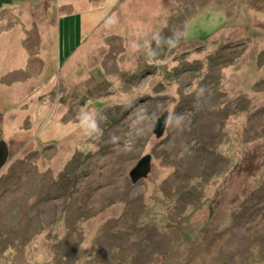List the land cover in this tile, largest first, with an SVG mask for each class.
<instances>
[{
    "label": "rangeland",
    "instance_id": "374dc122",
    "mask_svg": "<svg viewBox=\"0 0 264 264\" xmlns=\"http://www.w3.org/2000/svg\"><path fill=\"white\" fill-rule=\"evenodd\" d=\"M35 1L0 0V264H264V0Z\"/></svg>",
    "mask_w": 264,
    "mask_h": 264
},
{
    "label": "water",
    "instance_id": "95a60500",
    "mask_svg": "<svg viewBox=\"0 0 264 264\" xmlns=\"http://www.w3.org/2000/svg\"><path fill=\"white\" fill-rule=\"evenodd\" d=\"M168 120V112L165 111L158 119L154 126V133L161 137L165 131ZM9 156V147L4 140H0V170L4 167ZM151 155L147 154L137 161L135 166L130 170L129 175L132 182L136 183L145 179L151 170Z\"/></svg>",
    "mask_w": 264,
    "mask_h": 264
},
{
    "label": "crops",
    "instance_id": "0c3cea01",
    "mask_svg": "<svg viewBox=\"0 0 264 264\" xmlns=\"http://www.w3.org/2000/svg\"><path fill=\"white\" fill-rule=\"evenodd\" d=\"M123 1V0H122ZM126 1H128V0H124V2H123V4L126 2ZM121 2V1H120ZM35 3L37 4V5H39V4H42V5H44L45 3H46V1L45 0H36L35 1ZM4 7V6H3ZM0 10H2V8H0ZM99 23V22H98ZM54 25V24H53ZM127 26H129V27H132L130 24H127ZM95 28V27H94ZM53 29V28H52ZM54 34V33H53ZM92 34H94L93 32H91L90 33V35H89V37L88 38H86V40H85V43H86V46H85V48L87 47V45H88V43H89V41L91 40V38L93 37V36H91ZM52 38H53V35H52ZM96 38V40H98V37L96 36V35H94V37H93V39H92V42L94 41V39ZM102 40V39H101ZM52 42H53V40H52ZM84 54H86V53H84L83 52V55H82V57H84ZM79 60V62L81 61V58H78ZM77 61V62H78ZM77 62H74V63H76L77 64ZM79 64V63H78ZM75 67L76 66H78V65H74ZM75 69V68H74ZM20 76H22L21 74H19Z\"/></svg>",
    "mask_w": 264,
    "mask_h": 264
},
{
    "label": "clouds",
    "instance_id": "9594fccd",
    "mask_svg": "<svg viewBox=\"0 0 264 264\" xmlns=\"http://www.w3.org/2000/svg\"><path fill=\"white\" fill-rule=\"evenodd\" d=\"M95 127V126H94Z\"/></svg>",
    "mask_w": 264,
    "mask_h": 264
}]
</instances>
